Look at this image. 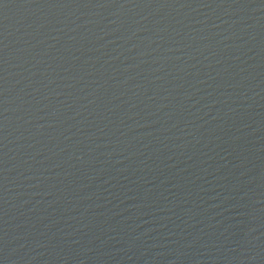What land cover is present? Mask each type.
I'll list each match as a JSON object with an SVG mask.
<instances>
[{
    "label": "water",
    "instance_id": "obj_1",
    "mask_svg": "<svg viewBox=\"0 0 264 264\" xmlns=\"http://www.w3.org/2000/svg\"><path fill=\"white\" fill-rule=\"evenodd\" d=\"M151 264H264V0H236L223 27Z\"/></svg>",
    "mask_w": 264,
    "mask_h": 264
}]
</instances>
